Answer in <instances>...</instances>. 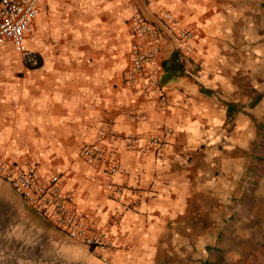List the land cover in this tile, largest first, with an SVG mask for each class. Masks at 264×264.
Wrapping results in <instances>:
<instances>
[{"label": "crops", "instance_id": "obj_1", "mask_svg": "<svg viewBox=\"0 0 264 264\" xmlns=\"http://www.w3.org/2000/svg\"><path fill=\"white\" fill-rule=\"evenodd\" d=\"M158 9L195 34L187 55L163 28L166 106L126 83L130 17L139 10L160 25ZM32 36L38 68L0 47V161L59 174L77 216L126 248L102 253L68 238L0 178V264H192L195 237L216 224L210 210L224 205L226 185L241 187L257 152L264 0H43ZM106 125L116 139L98 137ZM166 128L174 135L161 157L122 140L142 136L143 146ZM93 144L106 150L97 168L81 154ZM111 182L126 188L122 201Z\"/></svg>", "mask_w": 264, "mask_h": 264}, {"label": "built area", "instance_id": "obj_2", "mask_svg": "<svg viewBox=\"0 0 264 264\" xmlns=\"http://www.w3.org/2000/svg\"><path fill=\"white\" fill-rule=\"evenodd\" d=\"M43 0H0V47L12 48L19 54L28 68H38L41 64L40 56L28 46V39H32L34 23L40 13ZM156 0H148L155 2ZM130 17L131 28L135 41L131 44V66L126 74V83L134 89H139L142 96L156 97L162 106L168 104L165 85L163 84L162 38L164 29L179 43L178 48L187 55L194 53V32L184 27L180 20L171 12L158 9L160 25L145 19L139 10H134ZM164 28V29H163ZM143 86L138 88L139 84ZM132 121H145V114L131 113ZM174 135L172 128H166L162 134L149 137L126 135L122 137L124 144L130 148L139 147L141 151L152 150L157 157H161L170 144ZM100 139L114 140L117 132L111 126L101 128L98 133ZM82 157L94 167H99L105 160L106 150L99 144L83 146ZM120 166H110V174L117 175ZM0 178L10 184L13 190L27 203L29 208L48 220L58 231L66 234L72 240L78 241L92 251L114 253L125 246H118L109 235L90 227L87 222L77 216L73 208V197L65 193L62 178L59 174L51 176L41 175L35 167H17L0 161ZM108 189L115 200L122 201L126 188L109 183Z\"/></svg>", "mask_w": 264, "mask_h": 264}, {"label": "rangeland", "instance_id": "obj_3", "mask_svg": "<svg viewBox=\"0 0 264 264\" xmlns=\"http://www.w3.org/2000/svg\"><path fill=\"white\" fill-rule=\"evenodd\" d=\"M250 165L247 162L241 187L226 185L224 205L210 210L217 214L216 224L211 225L209 235L195 237L192 264L217 258L220 264H264V132L259 134ZM179 261L190 263L189 259Z\"/></svg>", "mask_w": 264, "mask_h": 264}, {"label": "trees", "instance_id": "obj_4", "mask_svg": "<svg viewBox=\"0 0 264 264\" xmlns=\"http://www.w3.org/2000/svg\"><path fill=\"white\" fill-rule=\"evenodd\" d=\"M230 112V110H229ZM264 132V126L263 124H259V134H263ZM208 250L212 253V252H217L216 250H212L211 248H208ZM204 264H220V258H217V260L215 261H211V260H206L204 262Z\"/></svg>", "mask_w": 264, "mask_h": 264}]
</instances>
